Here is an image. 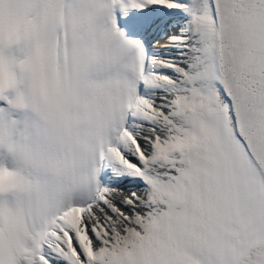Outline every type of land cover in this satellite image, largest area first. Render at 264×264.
<instances>
[{"label":"snow or ice","instance_id":"1","mask_svg":"<svg viewBox=\"0 0 264 264\" xmlns=\"http://www.w3.org/2000/svg\"><path fill=\"white\" fill-rule=\"evenodd\" d=\"M0 264H264V0H0Z\"/></svg>","mask_w":264,"mask_h":264}]
</instances>
